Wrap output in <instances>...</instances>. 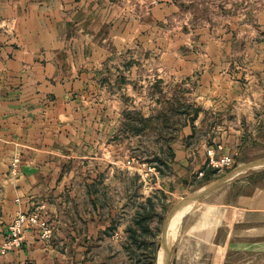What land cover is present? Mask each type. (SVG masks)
Returning <instances> with one entry per match:
<instances>
[{
    "label": "crops",
    "instance_id": "1",
    "mask_svg": "<svg viewBox=\"0 0 264 264\" xmlns=\"http://www.w3.org/2000/svg\"><path fill=\"white\" fill-rule=\"evenodd\" d=\"M165 1L157 0L156 5L147 7L145 0H139V9L134 4L126 16L120 13L116 16L114 12L103 16L106 9L116 7L111 0H0V140H34L19 154L18 173L11 170L13 158L9 163L0 161L2 239L7 235L10 220L19 212L40 211L54 230L53 238L43 239L38 230L26 229L20 247L6 254L0 252V264H65L67 255L62 252L68 251L73 241V246L82 243L87 248L95 244L105 252L116 247L112 253L123 251L128 255L124 264L133 261L130 251L135 249V244L128 227L133 225L140 205L150 196L135 201L127 221L119 226L120 203L114 204L108 197L103 199L96 183L90 184L88 180V185L86 179L70 174L82 167L68 170L63 158L72 151L70 148H67L69 152L64 151V143L55 141L71 138L72 131L78 134L75 137L83 139L103 138L102 127L97 128L103 123V111L99 108L117 102L102 101L101 96L90 98L92 93L104 92L102 77L106 69H113L108 64L110 53L106 51L105 55L104 45L97 36L106 23H112L110 37L114 30L117 37L126 32L128 38H148L152 29L165 25L171 13L175 20L183 16L182 7ZM119 29H123L121 34ZM225 30L219 40L227 35ZM179 32L176 27V34ZM166 55L162 53L158 59ZM171 55L206 68L200 74L191 72V80L196 77L198 84L202 82L197 88L201 95L196 100L201 105L207 102L203 107L221 110L223 117L227 112L232 117L224 118L223 127L218 125L222 132L214 137V143L207 138L200 142L197 152L179 146L175 150V169L186 173L206 163L209 166L211 148L218 158L264 157V71L251 73L241 65H237L238 70L230 69L233 61L240 60L233 53ZM202 59L205 66L200 63ZM177 66L180 74L189 70L183 63ZM187 75L188 72L176 75L175 81ZM244 80H249L248 84ZM75 93L81 99L73 100L71 96ZM72 107L77 111L72 112ZM201 113L190 124L192 130L202 120ZM61 116L68 119L62 120ZM242 121L253 125L248 133L241 127ZM54 123L58 127L52 131L50 125ZM23 124L27 127L26 134L20 131ZM204 124L207 128V123ZM78 125L81 127L76 129ZM1 155L6 158L5 149L0 151ZM257 172L255 181L250 182L249 178L244 181L245 191L224 189L186 217L179 235L175 234L174 264H264V169ZM207 206L214 208L213 214H204ZM174 232L178 230L174 231L173 224L170 243ZM130 256L132 260H128Z\"/></svg>",
    "mask_w": 264,
    "mask_h": 264
},
{
    "label": "rangeland",
    "instance_id": "2",
    "mask_svg": "<svg viewBox=\"0 0 264 264\" xmlns=\"http://www.w3.org/2000/svg\"><path fill=\"white\" fill-rule=\"evenodd\" d=\"M111 1L116 4V7L114 6L116 11H113V7L108 8L103 12V16L109 15L110 12H114V15L120 13L126 16L128 9L130 10L135 4L137 10L139 9L137 5L140 4L139 0ZM165 2L182 7L183 16L175 20L174 13L168 9L171 14L165 25H161V29H152V34L148 38L143 40L138 37L128 38L126 32L117 37L114 36V30L110 37L108 34L112 23H106L97 36L99 43L104 45L105 55L106 51L110 53L108 64L113 69L117 68L116 71L119 72L117 74L113 69H106L105 76L102 77L104 92L99 95L92 93L93 97H90L98 99L101 96L102 101L117 102L112 105L104 104L99 108L103 111V123L97 128L102 127L103 138L83 139L75 137L78 134L70 130L71 138L55 141L59 144L64 143V151L69 152L67 148L72 151L69 157L63 158L68 170L75 166L83 168L70 174L78 176L80 180L86 179L87 183L88 180L90 184L96 183V190L103 199L108 197L114 204L120 203L117 209L119 226L127 221V215L134 207L135 201H141L142 197H154L157 201L156 216L151 222V227L156 233L153 239L157 248L154 264L163 263V254L161 256L159 251L163 233L184 206V213L174 220V231L178 230L177 236L191 212L194 213L207 202L212 201L217 193L224 189L231 188L237 193L245 191L244 187L247 184L244 181L247 178L250 182L255 181L258 176L256 178L254 176L259 173L257 171L264 169V164L245 169L208 191L204 189L214 181H219L237 166L255 163L264 157L242 156L234 159L231 166L223 169L213 168L207 163L202 168L192 169L186 173L175 169V150L179 146H181L179 148L189 147L197 152L200 142L206 141L207 138L209 142L214 143V137L221 135L222 132L219 131L218 125L223 127L224 118L231 120L232 117L228 112L227 116L223 117L221 110L210 106L205 108L202 105H207V102L201 105L199 100H196L201 95L200 92L198 93V86L202 82L199 85L196 77L191 80V72L200 74V71L206 68L200 67L199 64H191L190 60L184 58L176 59L171 55L175 52L233 53L240 57V60L233 61L229 65L230 69L241 65L242 68L246 66L251 73L252 70L264 71V0H166ZM156 3L157 0H145L144 5L153 7ZM224 25L225 27H222ZM176 27L177 32H181L176 34ZM121 30L123 29H119L118 34H121ZM223 30L227 35L219 40L222 38L220 34ZM162 53L167 55L160 60L158 56ZM143 54L145 55L142 56ZM204 60H200L202 66H205ZM180 63L189 69L181 74L188 72V75L182 80L177 78L175 81L174 77L181 75L176 70ZM244 82L248 84L249 80ZM71 98L81 99V95L75 93ZM196 109L198 115L202 112L203 118L198 120L197 128L192 130ZM74 111H77V108L72 107V112ZM58 119L56 117V123ZM60 119L68 118L61 116ZM56 123L50 125L52 131L58 127ZM204 123H207V128ZM240 125L245 128L246 133L253 128V125H247L243 121ZM77 127L81 126H76V129ZM213 127H215L214 131L211 132ZM21 128L20 131L26 134V124ZM33 142L34 140L30 139L7 142L0 140V151L5 149L6 153V158L1 155L0 161L9 163L12 158H19L21 163L19 156L21 150L29 148L28 145ZM68 144L71 146L67 147ZM15 154L18 156L15 157ZM149 165L154 166L155 169L147 174ZM194 195L196 196L193 200L187 201V198ZM128 201L130 205H127ZM189 203L191 204L186 210ZM107 205L110 207V200ZM213 212V207L207 206L204 209V214H213ZM2 223L0 222V225L3 227ZM50 225L51 238H53L54 230L51 223ZM177 236L174 242L170 243L169 264H174ZM72 240L75 238L73 237ZM71 243L68 251L65 253L61 251L67 255L65 264H124L127 261V253L123 251L112 253L116 247L105 252L95 244L87 245L86 248L82 243L78 246H73L74 241ZM144 252V248H137L139 257L144 258L146 254ZM130 259L132 260L131 256L128 260ZM133 261L128 264H139L135 259Z\"/></svg>",
    "mask_w": 264,
    "mask_h": 264
},
{
    "label": "built area",
    "instance_id": "3",
    "mask_svg": "<svg viewBox=\"0 0 264 264\" xmlns=\"http://www.w3.org/2000/svg\"><path fill=\"white\" fill-rule=\"evenodd\" d=\"M209 166L216 169H223L233 164V157L231 155H224L221 158L216 156L214 148L208 150ZM19 158H15L12 162L11 170L16 174L19 170ZM155 169L154 166L149 165L148 172H152ZM202 174V173H201ZM26 229L38 230L40 237L43 239H49L52 235V228L49 221L44 218L40 211L33 210L27 212H19L9 222L7 226V235L2 239L4 228L0 225V252L6 254L9 251L14 250L22 245L24 241V232ZM28 264V263H19Z\"/></svg>",
    "mask_w": 264,
    "mask_h": 264
},
{
    "label": "trees",
    "instance_id": "4",
    "mask_svg": "<svg viewBox=\"0 0 264 264\" xmlns=\"http://www.w3.org/2000/svg\"><path fill=\"white\" fill-rule=\"evenodd\" d=\"M198 115V109L195 110L194 118ZM157 201L153 196L147 198V200L140 205V209L137 211L134 218L133 225L128 227V232L132 243L135 244V249L130 251L136 261L141 264H154L157 257V248L153 239L156 236L151 222L156 216ZM151 239V241L148 240ZM153 246V248H152ZM137 248H144V258L139 257L137 254ZM150 248V251L148 249ZM147 251V252H146Z\"/></svg>",
    "mask_w": 264,
    "mask_h": 264
},
{
    "label": "water",
    "instance_id": "5",
    "mask_svg": "<svg viewBox=\"0 0 264 264\" xmlns=\"http://www.w3.org/2000/svg\"><path fill=\"white\" fill-rule=\"evenodd\" d=\"M259 164H264V159L259 160V161L255 162V163L242 165V166H237L229 174H227L226 176L221 178L219 181H214L209 187L205 188L204 190L208 191V190H211L213 188H216L219 185L225 183L228 179L232 178L234 175L238 174L239 172H241V171H243L245 169L251 168V167H255L256 165H259ZM195 196L196 195L187 198L188 199L187 201L193 200ZM169 230H170V225L168 226V228L165 229V231L163 233L162 245L160 247V248H162V253H163V263L162 264H169V261H170V254H171V250L170 249H171V247H170V242L168 240ZM158 259H159V255H158Z\"/></svg>",
    "mask_w": 264,
    "mask_h": 264
},
{
    "label": "bare ground",
    "instance_id": "6",
    "mask_svg": "<svg viewBox=\"0 0 264 264\" xmlns=\"http://www.w3.org/2000/svg\"><path fill=\"white\" fill-rule=\"evenodd\" d=\"M191 203H189L187 206H186V210L188 209V207H189V205H190ZM185 207V206H184ZM184 207L182 208V210L180 211V214H179V217L182 215V213H184L183 211H184ZM185 210V211H186ZM178 214V213H177ZM176 214V215H177ZM176 215H175V217H176ZM174 217V218H175ZM173 224H174V220L171 222V225H170V230H169V234H170V231L172 230V227H173ZM176 234V232H174V234H173V239H172V242H173V240H174V238H175V235ZM168 240H169V237H168ZM160 253H161V256H162V248H161V250H160Z\"/></svg>",
    "mask_w": 264,
    "mask_h": 264
}]
</instances>
